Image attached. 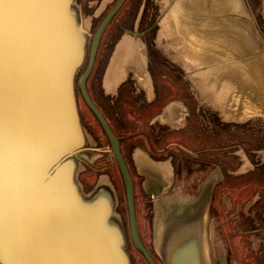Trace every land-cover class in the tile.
Returning <instances> with one entry per match:
<instances>
[{
	"label": "water",
	"instance_id": "95a60500",
	"mask_svg": "<svg viewBox=\"0 0 264 264\" xmlns=\"http://www.w3.org/2000/svg\"><path fill=\"white\" fill-rule=\"evenodd\" d=\"M121 2L86 51L76 0H0V264H131L108 176L87 191L77 179L80 159L92 153L75 87L85 97L98 35ZM117 158L129 237L154 264L138 239L130 180Z\"/></svg>",
	"mask_w": 264,
	"mask_h": 264
},
{
	"label": "rangeland",
	"instance_id": "374dc122",
	"mask_svg": "<svg viewBox=\"0 0 264 264\" xmlns=\"http://www.w3.org/2000/svg\"><path fill=\"white\" fill-rule=\"evenodd\" d=\"M76 2L78 3V0ZM136 4H139L138 0H128L124 4V8L120 10V13L115 14L113 19L119 22L120 18L126 14V21H128L130 7ZM142 4L146 7L138 6V12L141 9L138 31H143L141 40H139L142 45L140 59L144 65L146 75H148V84L153 82L154 86L160 87L163 92H168L162 98L158 96L159 105L161 101L165 102L166 98L169 102H183L188 113H185L186 116L178 124L170 121L168 129L163 125H152L150 118L153 117L158 108L153 103L158 100L155 98L150 99L148 104L141 97L143 92L141 89L140 92H138L139 89L137 91L136 89H131V91L134 90L133 92L136 93V103L131 102L129 104L130 101H127L126 104V112L129 115V138L134 139L138 147L145 152L151 151L150 147L151 149L160 150L164 146L163 154L160 156L154 155V157L166 156L168 158V177L171 180L172 175V179L179 190L176 191V186H172L170 194L176 197L177 192L180 193L186 198L185 204L191 203L195 199L193 197L197 194L193 195L196 192V186L202 175L208 176L206 173L209 165L212 164L213 167H216V170L211 174V177H213L211 179L212 189L207 193L204 230L200 237L201 252L199 254V262L201 264H264V163L261 162L260 164V159L264 157L262 156L264 153H260V158L256 155L257 150L264 149V115H262V109L260 108V120H258L255 113L258 111L256 104L242 103L239 100V94H234L232 97V109L228 108L227 110V112L231 113V117L226 121L225 112L223 111L225 104L221 102L219 109L214 111L217 115L216 126L212 131L213 140L209 142V130L202 126L201 133L198 131L199 120L207 122L210 119L211 121L208 115L209 112L203 109L201 110V115L196 113V111L195 113L193 112L192 95L187 89L188 81L186 79L184 81L179 77V71L174 62H166L164 60L165 54L161 50L160 45H154L152 41L153 35L150 34L151 31H145L151 25L157 10L154 7V9L152 8L153 3L151 0H146ZM247 4L250 10H254V25L262 43L260 48H263L262 51H264V0H247ZM109 5H106L104 11L109 8ZM258 7L260 12H257ZM83 8L85 14L89 15L91 9L85 5ZM104 11L99 13L96 19L92 20L90 31L94 29L98 18L102 16ZM126 21L124 26L128 27L129 23ZM115 30L114 25L109 23L103 33L102 41L105 38H111ZM104 47L106 49L107 45ZM251 48L249 68L250 71L255 72L257 71L254 57L256 53ZM87 49L88 42L86 51ZM97 53L99 56L92 69L94 77L101 71V55L103 51ZM83 67L84 65L79 69L76 79ZM250 80H252L249 82L250 86L256 83L254 79ZM88 84L91 86L95 85L92 78ZM75 96L79 100L76 87ZM134 104L136 105L135 107L133 106ZM211 117L213 118V115ZM229 122H232V124H229ZM222 135H227L228 140L225 141ZM149 138L152 142H148ZM214 138L216 139L214 140ZM241 139H243V142L240 141ZM227 146L231 148L228 149ZM239 147H247L250 166L242 165L244 159H241L238 152L236 153ZM160 152L155 151L154 153ZM109 171H111V175H108L106 160L101 155L93 161L92 166L83 169L81 165V169L77 173V179L82 190L87 191L98 176H112L113 181L109 180L116 191V212L120 215L126 232L127 252L131 264H145L141 255L133 247L129 237L123 187L118 182L117 173L112 168H109ZM113 183H115V186ZM135 195L134 198L137 199L138 194L136 193ZM176 201L178 202V200ZM176 207L179 210L177 213L185 210L183 205ZM181 209L183 210L181 211ZM144 210H147L146 215L142 216L140 207L135 216H138L139 219L142 217L148 222L152 221V210L149 207H145ZM134 213H136L135 207ZM207 229H210L209 233L206 232ZM139 230L140 238L142 242H145L144 228L140 226ZM207 238L208 245L206 242ZM146 248H149V254L153 259H157L152 252L150 244Z\"/></svg>",
	"mask_w": 264,
	"mask_h": 264
},
{
	"label": "crops",
	"instance_id": "0c3cea01",
	"mask_svg": "<svg viewBox=\"0 0 264 264\" xmlns=\"http://www.w3.org/2000/svg\"><path fill=\"white\" fill-rule=\"evenodd\" d=\"M154 1L158 2V5L154 2L156 16L145 31H151L154 45H160L165 54L164 60L174 62L178 68L179 77L188 81L187 89L192 95L193 112L196 111L200 115L202 109L209 112L211 121L210 119L207 122L199 120L198 131L201 133V127L205 126L209 130V142H212V131L216 126L217 116L214 111L219 109L221 102H224L223 111L227 121L231 117V113L227 110L232 109L234 94H239V100L242 103L256 104L258 110L255 112L256 118L260 120V108L264 115V51L260 48L262 43L254 25V10H250L247 0ZM257 12H260L259 7ZM140 14L141 11H137L136 27L131 29L126 27L127 29L125 28L117 38L113 35L109 39L105 38L99 43L96 53L103 51L99 72H102L100 85L106 93L128 94L139 89L138 92L143 91L144 100L148 103L150 99H157L158 96L162 98L168 92H163V89L154 86L153 82L148 84V75L140 59L142 45L139 40L143 33L138 31ZM250 47L256 53L254 57L257 71L255 72L250 71L249 68ZM98 56L97 53L91 70ZM250 79H254L256 83L250 86L249 82L252 81ZM131 89L134 90L131 91ZM158 102L159 100L153 103L158 108L150 118L152 125H163L168 129L170 121L178 124L186 116L185 113H188L183 102H169L167 98L162 105ZM222 137L225 141L228 140L227 135ZM240 141L243 142V139ZM227 148L231 147L227 146ZM237 152L241 159H244L242 165L250 166L247 147H239ZM256 153L260 158V153L263 154L264 149H259ZM261 162L264 163V157L260 159V164ZM210 165L206 173L208 176H201L193 196L198 192L199 195L193 197L195 199L191 203L185 204L186 198L174 197L170 194L157 201L154 207L155 215L150 222L135 216L138 208L141 207L143 210L139 197L137 198V202L134 203L136 211L134 220L136 233L142 245L148 247L150 244L157 254L161 253V249L163 253L168 247H171L172 251L176 250L181 241L180 235L184 238L183 231L186 229L187 219L189 224L194 223L190 225L191 228H198L201 236L204 230L207 193L212 189L211 174L216 170L215 166L214 168L212 164ZM166 188L164 186L160 189V195L166 193ZM179 205H183L185 210L181 209L183 211L177 213L179 210L176 206ZM146 213L143 210L142 216ZM140 226L144 228L145 242H142L140 238ZM132 245L136 248L133 243Z\"/></svg>",
	"mask_w": 264,
	"mask_h": 264
},
{
	"label": "flooded vegetation",
	"instance_id": "af4514ba",
	"mask_svg": "<svg viewBox=\"0 0 264 264\" xmlns=\"http://www.w3.org/2000/svg\"><path fill=\"white\" fill-rule=\"evenodd\" d=\"M116 1L117 0H78L82 22L87 32L89 33L88 47L92 39V36L96 28L98 27L100 21L103 19L106 13L113 7ZM127 1L128 0H122L118 8L113 12V14L109 17V19L102 27L98 35V39L96 41L91 67L95 59L98 45L102 41L103 33L107 28V26L109 25V23H112V25H114L116 29L113 32V36L116 38L119 36L121 32L125 30L126 27L124 26V24L126 21V14L125 16L120 18L119 22H116L115 19L113 18H115V14L120 13V10L124 8L123 6L124 4H126ZM151 1L153 3V7H154V2L156 5H158L157 1L154 0ZM142 2L144 3L146 2V0H138L139 4H136L135 6H131L132 10L130 7L129 19L128 21H126L129 23L128 27L130 29L132 27H136L137 25L138 6L144 8L146 7L144 4H142ZM108 4H110L109 8L104 11L106 5ZM84 5L87 8L91 9L89 15L85 14L83 8ZM103 11L104 13L100 18H98L94 29L90 31L92 20L96 19L97 15L99 13H102ZM91 67L84 79L85 97H83L79 92V90L77 89L79 96V100L78 98H76L77 110H78L80 122L89 136V148L92 153V157L89 160L81 158L80 164L82 165L83 169L85 167L92 166L93 161L102 155L106 160L108 175H111V171H109V168H112L118 175L119 184H121L123 187V180L120 174V166L117 158L118 156L121 163L125 167L130 180L133 209H134V203L137 202L136 201L137 199L134 198V195L137 193L139 197V201L142 204L143 210L145 207L147 208L149 207L152 210V215H155L154 207L157 205V201H160L162 198H166L167 196H169L171 192L170 189L172 188V186L173 187L176 186V183L172 179V175H171V180L170 177H168L169 175L168 158L166 156L158 157L163 154L164 146H162L160 150L158 149L155 150L154 148L151 149L150 147L149 149L151 151L145 152L142 148L138 147L134 139L129 138V133H128L129 115L126 112L127 111L126 101H130L129 104H131V102L136 103V93L135 92H131L128 94L127 93L125 94L123 92L120 93L114 92L112 94L106 93L104 91V88L100 85V82L102 80V72L101 73L98 72V75H95L94 77L93 70H91ZM91 78L95 83L94 86L88 84L89 81L91 82ZM143 96L144 94L142 93L141 97L144 100ZM88 102L92 105V107L95 109V111L102 119L113 141L109 139L100 120L97 118V116L89 106ZM162 104L163 102H161V105ZM133 106L135 107L136 105L134 104ZM148 142H152V140L150 139ZM153 151L154 152L161 151V152L154 153ZM154 155H158V156L154 157ZM108 177L110 180H112V176H108ZM113 184L115 186V183ZM164 186L167 187L166 193L164 195L163 194L160 195V189ZM175 190L179 191L177 186ZM198 193L197 196L199 195ZM176 195L177 197L182 196L178 192ZM124 205H125V195H124ZM143 210H141V212ZM125 211H126V205H125ZM187 221L189 220L187 219L185 221L186 229L183 231L184 238L180 235L179 240L181 241H179V245L176 250L172 251L171 247H168L166 250H164L165 252L163 251L162 253L161 251L162 249H161L160 250L161 253L157 254L154 251V248L151 247L153 254L156 255L159 262L157 261L156 258L153 259V257L149 254L148 251L149 248L147 249L143 245L144 249L146 250L147 254L149 255L150 259L154 264H201L199 262V254L201 252L200 251L201 236L198 228L197 229L195 227L191 228L190 225H194V223L189 224V222ZM193 222H196V220H193ZM209 230L210 229H207L206 232L209 233ZM180 242H182V244L184 243V245L180 244ZM206 242L208 245V238ZM136 250L138 251V249ZM138 253L141 255L139 251ZM142 259L144 260L143 257ZM144 262L145 264H148L145 260Z\"/></svg>",
	"mask_w": 264,
	"mask_h": 264
},
{
	"label": "bare ground",
	"instance_id": "6f19581e",
	"mask_svg": "<svg viewBox=\"0 0 264 264\" xmlns=\"http://www.w3.org/2000/svg\"><path fill=\"white\" fill-rule=\"evenodd\" d=\"M255 32V31H254ZM259 36V35H258ZM259 39V38H258ZM203 67V66H202ZM239 123V122H238ZM139 155V154H138Z\"/></svg>",
	"mask_w": 264,
	"mask_h": 264
}]
</instances>
